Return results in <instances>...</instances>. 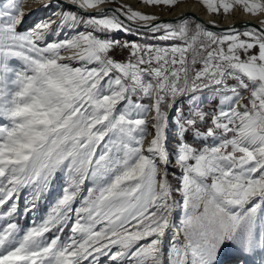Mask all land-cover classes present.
<instances>
[{"label":"snow or ice","instance_id":"snow-or-ice-1","mask_svg":"<svg viewBox=\"0 0 264 264\" xmlns=\"http://www.w3.org/2000/svg\"><path fill=\"white\" fill-rule=\"evenodd\" d=\"M109 2L0 0V264H264V0Z\"/></svg>","mask_w":264,"mask_h":264},{"label":"bare ground","instance_id":"bare-ground-1","mask_svg":"<svg viewBox=\"0 0 264 264\" xmlns=\"http://www.w3.org/2000/svg\"><path fill=\"white\" fill-rule=\"evenodd\" d=\"M32 1L33 4L28 5L26 2ZM124 3L131 4L135 9L142 10L146 13H153L157 15L161 20L163 21H171L174 17L180 15V14H187L194 15L198 20L205 22L208 24L209 28H211L214 31H219L223 28L228 27L229 25L235 24L237 26L242 25L245 21L249 23H257V17L250 16L247 13L243 12L242 10H233L230 14H224L220 17H217L211 13H209L204 8L200 7L195 2H184L179 3L173 8H164V9H158L156 7H147L143 5H136V2L134 0H121ZM48 0H21V8L24 11H27V14L29 18L33 16V18H41L43 19V16L49 17L52 13L57 12L58 9L53 6L49 8H43L41 7L42 4L47 3ZM62 3L63 0H53V5L56 3ZM110 3V2H109ZM109 3H106L105 5H102V7L107 8H114L116 6L111 5ZM44 13H48L47 15H44ZM192 17V16H190ZM55 18V17H53ZM218 25V27H216ZM150 115V113H149Z\"/></svg>","mask_w":264,"mask_h":264},{"label":"rangeland","instance_id":"rangeland-1","mask_svg":"<svg viewBox=\"0 0 264 264\" xmlns=\"http://www.w3.org/2000/svg\"><path fill=\"white\" fill-rule=\"evenodd\" d=\"M36 1H39V0H35V2ZM135 2H136V5L138 4V5H143L144 6V4L143 3H140V2H138V0H134ZM195 2V3H197L200 7H202V8H204L205 10H206V8L201 4V2H200V0H178V2H177V4H179V3H184V2ZM34 3V2H33ZM32 3V1H28V2H26V4H28V5H31V4H33ZM119 3H124V2H122L121 0H115V2H110L109 4H111V5H114V6H118V4ZM176 4V5H177ZM175 5V6H176ZM156 8H158V9H164V8H173V7H156ZM22 11L23 12H25V13H27V11H24L23 9H22ZM210 13V12H209ZM48 13H44V15H47ZM211 14H213V13H211ZM213 15H215V16H217V17H220V16H222V15H224V13H221V14H219V15H217V14H213ZM43 18H45L44 16H43ZM40 19H42V17L41 18H38V17H36V18H33V16L31 17V18H29V16H28V14L25 16V18H24V23H23V26H22V29L21 30H24V29H27V28H29V27H31L33 24H34V22H36V21H38V20H40ZM68 35L70 36L71 35V33H68ZM61 38H63V35L61 36ZM116 38L118 39V40H120L121 42H123V41H125V40H137L138 42H144V41H142L141 40V38L138 36V35H127V34H124V33H118V34H116ZM149 42H152V43H157L156 41H149ZM161 45H163L164 43H166V42H159ZM143 103H145V104H149L150 103V101L149 100H147V99H144L143 100ZM207 106V105H206ZM29 195V193L27 192V191H25L23 194H22V197H21V203H23V199H24V197H26V196H28ZM53 195H55V193H53ZM52 199V197H48L47 199H45V200H42L40 203H39V205H38V207H39V209H40V215H43L44 213H46L47 212V204H48V202L50 201ZM22 222H25L26 223V221H22Z\"/></svg>","mask_w":264,"mask_h":264},{"label":"water","instance_id":"water-1","mask_svg":"<svg viewBox=\"0 0 264 264\" xmlns=\"http://www.w3.org/2000/svg\"><path fill=\"white\" fill-rule=\"evenodd\" d=\"M189 16H192V17H194V15H189Z\"/></svg>","mask_w":264,"mask_h":264}]
</instances>
